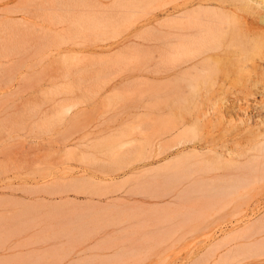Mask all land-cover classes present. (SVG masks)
Listing matches in <instances>:
<instances>
[{
  "label": "rangeland",
  "instance_id": "obj_1",
  "mask_svg": "<svg viewBox=\"0 0 264 264\" xmlns=\"http://www.w3.org/2000/svg\"><path fill=\"white\" fill-rule=\"evenodd\" d=\"M164 4L0 0V264H264V26L195 78Z\"/></svg>",
  "mask_w": 264,
  "mask_h": 264
},
{
  "label": "bare ground",
  "instance_id": "obj_2",
  "mask_svg": "<svg viewBox=\"0 0 264 264\" xmlns=\"http://www.w3.org/2000/svg\"><path fill=\"white\" fill-rule=\"evenodd\" d=\"M171 3L165 0L164 11L175 24L165 25V41L176 43L178 64L190 65L195 78L213 77L229 54L227 49L233 55L243 53L255 34L254 27L264 26V0H181L169 13ZM245 3L250 9L247 14L242 8ZM240 16L246 22L239 27Z\"/></svg>",
  "mask_w": 264,
  "mask_h": 264
}]
</instances>
